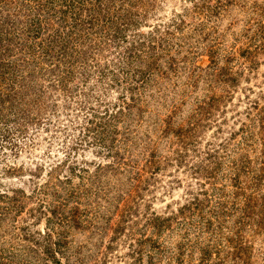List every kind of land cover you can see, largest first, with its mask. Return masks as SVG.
I'll return each instance as SVG.
<instances>
[{
	"label": "rangeland",
	"instance_id": "374dc122",
	"mask_svg": "<svg viewBox=\"0 0 264 264\" xmlns=\"http://www.w3.org/2000/svg\"><path fill=\"white\" fill-rule=\"evenodd\" d=\"M122 6L115 0L107 18L121 17ZM134 11L138 31L146 33L138 38L145 41L143 63L134 55L132 63L123 61L129 43L121 39H111L105 48L112 26L103 22L72 46L93 43L101 50L92 68L97 63L116 68L117 87L106 90L100 84L95 105L100 98L114 103L124 91L128 99L140 97L142 109L134 110L119 134L124 158L135 168L108 172L97 198H82L75 229L68 221L50 222V214L37 223L38 197L65 217L72 212L73 201L63 208L65 190L41 196L38 189L49 177L54 155L64 157L57 146L52 157L47 153L55 127L34 133L24 145L16 140L21 134L13 135L15 142L0 136V189L11 195L23 190L30 197L19 213L0 215V258L47 264L22 237L25 227L37 237L48 229L65 232V264H148L151 253L155 264H264V0H137ZM42 34L34 49L44 48L48 33ZM38 61L50 64L46 57L26 62L34 70ZM136 64L147 70L143 78L133 77ZM133 79H140L135 91L129 85ZM84 98L89 96L80 95ZM28 100L17 108L38 113ZM94 150L85 152L87 158L104 161ZM5 166L18 169L8 174ZM38 167L43 169L37 186L31 176L36 178ZM91 185L86 181L82 189ZM156 215L173 218L162 233L149 225ZM147 238L165 252L147 248L141 258L135 250ZM205 248L211 255L203 262Z\"/></svg>",
	"mask_w": 264,
	"mask_h": 264
},
{
	"label": "trees",
	"instance_id": "16d2710c",
	"mask_svg": "<svg viewBox=\"0 0 264 264\" xmlns=\"http://www.w3.org/2000/svg\"><path fill=\"white\" fill-rule=\"evenodd\" d=\"M120 1L123 3L121 10H126L125 13L121 17H115L113 14L107 18L111 9L107 7L113 5L115 0H0V136H3L4 140L10 138L15 142L14 136L21 134L22 138L16 140L19 141L18 145H24L34 139V133L47 131L51 129L50 126L55 127L47 153L52 157L51 149L57 146L59 151L64 153V157L62 158L59 152L54 155L49 177L38 189L41 196H45L47 192L54 194L65 190L66 200L62 202L63 208L73 201L70 207L72 212L65 217L53 209V206L45 201V197H38L40 207L37 211L40 214H37V223L43 216L50 214V222L56 220V224L60 225L61 222L68 221L75 229L83 215L82 198L90 199L92 195L97 198L98 190L102 187L101 180L108 172L126 171L128 168L132 171L135 168L132 162H126L124 158L126 152L122 150L119 134L122 126L129 123L134 110L142 109L139 106L140 97L132 94L128 99L124 91L114 103L106 104L100 98L95 105L96 91L102 90L99 88L100 84L106 90L117 87L116 68L108 69L101 65L102 68L99 63L97 69L92 68L93 62L98 60L96 53L101 50L97 49V46L94 47L93 43L84 49L72 46L74 40L83 39L84 34H88L103 22L104 25L112 26L106 34L110 41L105 42V48L113 39H121L120 41L129 43L127 49L122 51L126 52L123 61L130 62L134 55L138 63H143L145 41L138 42V38L141 39L142 34L146 36V33L138 31L141 24L139 14L134 11L137 0ZM125 3L131 4L130 7L126 9ZM42 31L48 33L45 44L42 43L44 48L34 49L33 44L41 39ZM99 32L103 33L101 29ZM120 44L119 42L118 46ZM36 57H46L50 64L45 65L38 61L34 65L35 69L31 70L26 61ZM134 69L135 78H138V75L143 78L147 72L138 64ZM139 83L140 79L131 80L130 89L135 91L140 87ZM83 94L89 98L81 100L80 95L84 96ZM25 99H29L27 105L36 107L38 113L30 115L26 108L21 111L17 108ZM62 114L64 117H61ZM10 123L12 124L9 127ZM92 148L98 157H105L104 161L87 158L85 152ZM1 167L0 165V171ZM5 169L8 174H14L18 168L5 166ZM42 169L43 167L37 168L36 178L31 176L35 180L34 185L38 186L41 182L39 177ZM86 181H91L92 185L90 189L83 190ZM3 184L0 180V185ZM13 191L15 193L11 195L9 191L0 189V215L3 217L9 210L15 214L19 213L30 198L23 190ZM172 219L156 215L149 219V225L162 233ZM22 231V237L41 253L45 263L65 264L64 251L68 243L65 232L48 229L46 233L38 232L40 237H37L36 232L28 235L25 227ZM156 244V240L147 238L135 252L141 258L147 248L165 252V247L162 249V245ZM202 252L203 262L210 259L208 257L211 252L208 248ZM148 255V264H155L156 256L153 253ZM0 264L11 263L0 258Z\"/></svg>",
	"mask_w": 264,
	"mask_h": 264
}]
</instances>
